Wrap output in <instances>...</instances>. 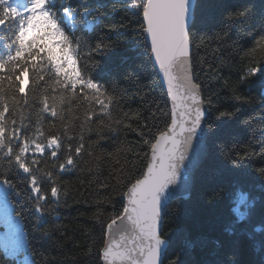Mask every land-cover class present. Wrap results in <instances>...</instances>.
I'll list each match as a JSON object with an SVG mask.
<instances>
[{
	"label": "trees",
	"instance_id": "obj_1",
	"mask_svg": "<svg viewBox=\"0 0 264 264\" xmlns=\"http://www.w3.org/2000/svg\"><path fill=\"white\" fill-rule=\"evenodd\" d=\"M124 4L125 0L45 2V10L69 37L81 64L90 63L96 42L110 44L96 55L99 65L89 66L88 75L118 99H112V106L101 114L99 105L86 100L79 89L75 95L72 90L57 92L51 69L29 65V96L6 121L15 120L19 133L0 144V239L6 240V224L14 222L21 246L11 254L0 242V264H100L98 249L112 219L108 213L115 217L125 206V197L118 195L120 181L147 150L140 133L150 135L148 127L163 129L170 122L167 96L140 30V14L131 7L125 10ZM75 5L79 8L72 13ZM3 7L25 9L9 0H3L0 10ZM64 7L70 9V17L64 15ZM80 9L87 12V22ZM32 23L22 36L25 50L45 53L58 73H67L73 86L80 83L67 48L57 42L60 37L54 26L42 20L32 28ZM17 30L18 21L11 18L0 25V61L15 52ZM262 35L264 0L195 1L189 38L195 82L209 110L207 149L194 171L190 198L172 201L165 213L162 229L168 232L164 238L168 244L162 264L173 257L175 264H264V188L255 176V170L264 166V62L254 76L240 80L253 59L264 57V50L256 46ZM113 85L118 88L112 89ZM46 95L59 97L55 119L43 109ZM14 98L11 90L0 94L9 106ZM227 112L232 115H220ZM42 126L45 136L50 132L60 136L58 163L72 156L70 166L54 171L57 180L37 167L53 171L50 153L25 158L30 165L27 173L14 159L17 141L30 143ZM81 144V154L76 156ZM6 145L12 147L11 153ZM245 150L254 155L239 167L223 156ZM32 176L46 199L30 188ZM53 183L62 187L55 197L48 192ZM214 193L219 198L210 200ZM109 199L111 203H106ZM233 207L245 213L242 222H236ZM232 229L234 234H229ZM186 232L197 241L194 248L188 246Z\"/></svg>",
	"mask_w": 264,
	"mask_h": 264
},
{
	"label": "snow or ice",
	"instance_id": "obj_2",
	"mask_svg": "<svg viewBox=\"0 0 264 264\" xmlns=\"http://www.w3.org/2000/svg\"><path fill=\"white\" fill-rule=\"evenodd\" d=\"M45 2L46 0H31L29 6L23 10H18L16 7H3L0 10V25H3L10 18L18 21V30L15 36L17 48L7 59L0 61V94L8 90L15 94L11 106L0 99V144H4L6 139L15 137L19 133L15 120H12L10 124L6 121L7 117L12 115L16 105H24L26 98L29 96V65H31V69H51V73L55 77L51 82L56 86L57 92L72 90V94L75 95V90L79 89L80 95L84 96L86 100L99 105L101 114L112 106L110 103L112 99H118L114 91H110L109 88L105 89L88 75L89 66L94 69L99 65V62L95 59L96 55L109 48L110 44L105 41L103 43L96 42L90 50V63L86 61L81 64L69 37L59 27L52 14L45 10ZM2 3L3 0H0V4ZM123 7L125 10L129 7L134 8L140 14V30L143 32L152 58H154L166 78V92L172 105L170 110L171 121L163 129L148 127L147 132L150 135L140 133L143 146L147 150L140 154V159L131 173L120 181L121 190L118 195H123L126 198L125 206L122 213L115 217L112 213H108V216L112 218L107 222L108 227H111L121 216H126L136 227L138 238H143V243L139 244L134 250L136 255L129 258L127 255L128 250L125 247L118 245L116 242L109 244L103 240L102 247L98 249L99 260L101 264H118V262L129 259H131V264H159L161 246L164 244V238L168 235V232L162 229V224L166 223L167 216L165 213L172 201L184 199V193H189L190 198L192 191V185L186 172L187 158L185 152L188 141L191 139V133L196 129L202 118L203 113L200 106L202 98L195 94L198 86L190 81L187 71L183 70L187 64L186 58L190 55L191 44L185 28L186 0H125ZM78 8L79 5H75L71 12L75 13ZM62 11L66 17H70L68 7H64ZM80 11L84 13L85 22H87V12L83 9H80ZM238 14L242 13H230L229 15ZM42 20L48 21L54 26L52 30L60 37V41L57 42L62 43V47L67 48L73 59L79 73L75 80L80 81L75 86L68 79L67 73L56 71V66L45 53L39 52L37 49L28 52L23 47L22 36L27 34L29 21L33 22L31 26L35 28L36 23ZM256 46L264 50V35L259 37ZM181 61H183V68H181ZM261 62H264V57L253 59L244 69L240 80L254 76L260 70ZM5 85H7V88H5ZM116 88L118 86H112V89ZM86 93H91V95H86ZM17 94H19L18 99ZM234 97L240 99L238 96ZM105 98L107 102H105ZM58 99L57 95H46L42 98L43 109L53 119L59 115L57 109ZM188 104H191L190 111L187 107ZM166 115H169L168 109ZM220 115H232V113H220ZM59 137L58 133L51 132L45 136L42 126L37 130L36 138L30 143L25 140H18L17 144L20 146L14 159L19 168L27 173L30 165L25 158H28L29 155L37 157L38 155L50 153L51 159L55 162L51 167L53 171H45L40 168L39 164H37V167L46 175H52L53 180H57L54 171L56 169L63 171L65 166H70L73 162L72 156L69 155L63 162L58 163L60 158V152L57 151ZM45 139L46 143L44 142ZM6 147L7 151L11 153L12 147L8 145ZM82 147V144L77 146L76 156H80ZM67 148L71 149V145H67ZM261 152H264V147H262ZM253 155L247 150L242 153L240 151L223 153L224 158L234 167H239L241 161L252 158ZM32 160L35 162L36 159ZM255 176L260 181L261 187L264 188V166L255 170ZM35 179V176L30 177V188L39 195L40 199H46V196L40 191V186L35 183ZM169 185H174L175 190L169 193L166 200H161L160 193ZM101 187H106V185H101ZM61 188L60 184L53 183L48 192L55 197L58 192L61 194ZM65 193L67 192L65 191ZM218 198L219 193H214L210 200ZM245 199L242 196L241 202L243 203ZM105 202L111 203V200ZM176 211L177 209L172 212L175 213ZM230 211L233 213L236 222L243 221L245 213L241 212L239 207H233ZM259 230L258 228L257 231ZM229 234H234V229ZM185 235L188 246L194 248L197 241L193 240L187 232ZM176 259V257H173L169 264H175Z\"/></svg>",
	"mask_w": 264,
	"mask_h": 264
},
{
	"label": "water",
	"instance_id": "obj_3",
	"mask_svg": "<svg viewBox=\"0 0 264 264\" xmlns=\"http://www.w3.org/2000/svg\"><path fill=\"white\" fill-rule=\"evenodd\" d=\"M196 0H186V17H185V28L187 35L189 37V29L191 26V22L193 20V10ZM191 51L192 46L190 44V55L187 57V64L183 65V61H181V68L184 67L183 70L187 71L189 79L191 82L196 84L195 77H194V71L192 67V59H191ZM151 60L153 63V66L156 70L157 76L159 78L160 84L162 88L165 91V94L167 96L168 104H169V110H171V101L168 97V94L166 92V85L165 81L166 78L163 76L162 70L158 67L156 61H154V58ZM198 87L195 90V94L202 98L201 90L198 84H196ZM201 109H202V118L197 125L196 129L191 133V139L188 141V147L186 149V158H187V176L191 182V185L193 187V174L195 169L198 167V165L203 160L205 153H206V139L208 136V130L206 127L207 119L209 116V110L206 106V104L203 101L201 103ZM188 110H191V104L187 105ZM170 121H171V113H170ZM170 123V122H169ZM175 190L174 185H169L167 188L164 189L162 193H160V199L166 200L168 198V195L170 192H173ZM178 194V193H177ZM189 195V193H184V197L186 198ZM126 203V198H125ZM107 243L111 244L112 242L118 243V245H121L125 247L127 251V255L129 258L134 257L136 255V252L134 251L139 244L143 243V238H138V233L136 227L127 219L126 216H121L119 220H116L111 227H108L106 225L105 229V239ZM168 241L164 239V244L161 246L162 251L159 256V264H162L164 252L167 248ZM101 264V262H100ZM118 264H131V259L123 262H118Z\"/></svg>",
	"mask_w": 264,
	"mask_h": 264
},
{
	"label": "rangeland",
	"instance_id": "obj_4",
	"mask_svg": "<svg viewBox=\"0 0 264 264\" xmlns=\"http://www.w3.org/2000/svg\"><path fill=\"white\" fill-rule=\"evenodd\" d=\"M5 229L7 230V238L6 240L1 238L0 242L6 253H15L16 249L21 246L15 223H7Z\"/></svg>",
	"mask_w": 264,
	"mask_h": 264
},
{
	"label": "bare ground",
	"instance_id": "obj_5",
	"mask_svg": "<svg viewBox=\"0 0 264 264\" xmlns=\"http://www.w3.org/2000/svg\"><path fill=\"white\" fill-rule=\"evenodd\" d=\"M19 3H22V1L21 0H17Z\"/></svg>",
	"mask_w": 264,
	"mask_h": 264
}]
</instances>
